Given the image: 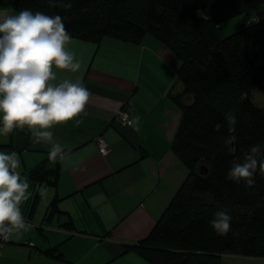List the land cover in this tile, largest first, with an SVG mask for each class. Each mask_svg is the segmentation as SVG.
I'll return each instance as SVG.
<instances>
[{
	"label": "crops",
	"instance_id": "1",
	"mask_svg": "<svg viewBox=\"0 0 264 264\" xmlns=\"http://www.w3.org/2000/svg\"><path fill=\"white\" fill-rule=\"evenodd\" d=\"M13 2L0 0V20L19 13ZM262 10L264 4L240 14V28ZM69 48L81 69H54L56 83L82 81L91 97L76 118L83 121L79 126L73 120L50 129L70 154L56 162L45 196L30 171L48 158L51 145L34 143L26 128L0 135V152L19 154L18 171L31 192L21 205L31 227L5 240L0 264H151L125 247L150 232L188 175L171 147L181 118L170 97L181 90L180 61L151 34L138 42L72 37ZM121 109L130 111V123L119 121ZM99 137L109 144L107 154L99 151ZM220 264H264V257L224 253Z\"/></svg>",
	"mask_w": 264,
	"mask_h": 264
},
{
	"label": "trees",
	"instance_id": "2",
	"mask_svg": "<svg viewBox=\"0 0 264 264\" xmlns=\"http://www.w3.org/2000/svg\"><path fill=\"white\" fill-rule=\"evenodd\" d=\"M14 0L17 10L60 15L69 34L100 41L104 36L138 42L151 34L178 57L170 97L181 109L171 147L188 175L150 232L127 244L151 264H220L224 253L264 257V176L259 171L248 188L226 179L233 161L242 162L255 146L264 159V108L247 94L264 87V16L225 37L218 26L264 0ZM237 117L236 139L224 114ZM57 164L45 159L30 176L39 185L54 183ZM53 176L54 178H52ZM226 210L231 230L220 236L211 227L217 211ZM52 251V250H50Z\"/></svg>",
	"mask_w": 264,
	"mask_h": 264
},
{
	"label": "clouds",
	"instance_id": "3",
	"mask_svg": "<svg viewBox=\"0 0 264 264\" xmlns=\"http://www.w3.org/2000/svg\"><path fill=\"white\" fill-rule=\"evenodd\" d=\"M50 7L70 9L71 2L48 0ZM72 37L60 15L33 12L30 9L6 14L0 20V135L9 136L25 128L34 143L51 145L48 159L55 164L64 161L70 149L57 142L54 126L76 120V126L83 121L76 119L85 114L91 92L82 81H57L54 69L73 73L81 69L69 45ZM227 131L235 140L237 117L234 112L224 114ZM139 118H136L138 122ZM255 146L244 154L242 162L233 161L226 179L239 183L243 180L248 188L255 183L257 171L264 176V159H257ZM19 154L0 152V237L7 240L15 234L27 231L28 223L21 211V205L29 199L30 185L22 177ZM40 196L47 188L38 187ZM211 227L220 235L231 230V217L226 210L217 211Z\"/></svg>",
	"mask_w": 264,
	"mask_h": 264
},
{
	"label": "rangeland",
	"instance_id": "4",
	"mask_svg": "<svg viewBox=\"0 0 264 264\" xmlns=\"http://www.w3.org/2000/svg\"><path fill=\"white\" fill-rule=\"evenodd\" d=\"M241 15H236L230 19H227L221 23V27L218 28L219 34L222 37L230 35L240 28ZM180 84V83H179ZM181 85V84H180ZM247 97L258 107L264 108V87L254 89L247 94Z\"/></svg>",
	"mask_w": 264,
	"mask_h": 264
},
{
	"label": "built area",
	"instance_id": "5",
	"mask_svg": "<svg viewBox=\"0 0 264 264\" xmlns=\"http://www.w3.org/2000/svg\"><path fill=\"white\" fill-rule=\"evenodd\" d=\"M262 16H264V12H262ZM118 118H119V121L122 124H128V123H130V120H131L130 111L128 109H121L118 112ZM97 143H98V146H99V151L102 154H107L108 151H109V149H110V147H109V144L106 142V140L103 137H99L97 139ZM4 242H5V239H3L2 237H0V253H1V247H2V245H3Z\"/></svg>",
	"mask_w": 264,
	"mask_h": 264
}]
</instances>
